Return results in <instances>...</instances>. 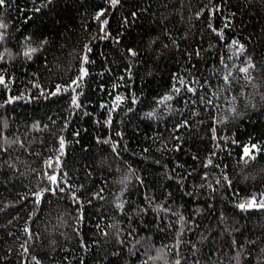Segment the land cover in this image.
<instances>
[{"label": "trees", "instance_id": "obj_1", "mask_svg": "<svg viewBox=\"0 0 264 264\" xmlns=\"http://www.w3.org/2000/svg\"><path fill=\"white\" fill-rule=\"evenodd\" d=\"M0 80V264H264V0H5Z\"/></svg>", "mask_w": 264, "mask_h": 264}, {"label": "snow or ice", "instance_id": "obj_2", "mask_svg": "<svg viewBox=\"0 0 264 264\" xmlns=\"http://www.w3.org/2000/svg\"><path fill=\"white\" fill-rule=\"evenodd\" d=\"M117 2V0H113V3H116ZM5 4V0H0V6H2V5H4ZM244 71H247L246 69H244ZM0 83H3V81L2 80H0ZM73 103H75V98H74V100H73ZM253 147H255V145H253ZM248 152H249V150L248 149H245V153L246 154H248ZM50 179H54V177H50ZM249 206H251V205H249ZM240 207L241 208H244L245 207V205H240Z\"/></svg>", "mask_w": 264, "mask_h": 264}]
</instances>
